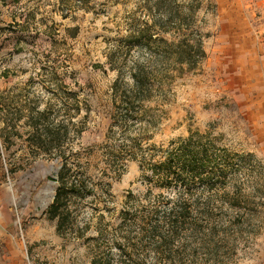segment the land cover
Wrapping results in <instances>:
<instances>
[{"label":"rangeland","instance_id":"1","mask_svg":"<svg viewBox=\"0 0 264 264\" xmlns=\"http://www.w3.org/2000/svg\"><path fill=\"white\" fill-rule=\"evenodd\" d=\"M9 5L17 19L0 28L1 43L11 45L0 52V264H89L107 245L115 254L118 242L129 248L141 222L157 215L166 239L146 237L126 250L172 264H264V0ZM144 26L168 38H200L205 56L171 71L148 102L146 162L128 160L117 174L102 161L112 84L150 57L151 43L126 39ZM41 110L67 126L63 149L80 152L97 183L78 201L71 234L59 233L46 213L60 161L27 138ZM182 148L196 169L179 183Z\"/></svg>","mask_w":264,"mask_h":264},{"label":"trees","instance_id":"2","mask_svg":"<svg viewBox=\"0 0 264 264\" xmlns=\"http://www.w3.org/2000/svg\"><path fill=\"white\" fill-rule=\"evenodd\" d=\"M155 1L158 4L164 0ZM162 33L160 28H157L156 33H151L147 26H144L136 28L126 36L129 41L139 44L145 41L152 46H150L149 58L136 59L129 66L130 81L125 79L121 70V77L118 76L112 84V104L115 106V111L110 116L102 161L105 163L104 167L113 173L120 174L121 167L123 169L128 160L137 159L141 163L146 162L145 152L148 149L144 142L151 137L149 124L153 122V109L148 102L162 91L163 83L172 75L173 69L182 68L184 65L193 68L197 61L205 56L200 38L183 34L182 37L175 39L165 37ZM148 45L146 44L145 47ZM31 119L33 130L28 133L27 138L33 140L37 145L36 149L48 156L58 157L60 161L55 176L51 177L56 182V187L53 199L46 210L47 216L55 220L59 233L71 234L79 212L78 201L91 195L97 183L91 180L93 177L88 175L87 169L81 164V153L63 149L61 139L66 135L67 126L62 121L55 123L49 120L46 110L38 111L37 116H31ZM117 133L119 140L115 139ZM42 141H46L43 146ZM192 157L194 158L192 152L185 148L180 150L177 155V177H174L176 182L183 183L185 180L181 175L183 176L188 169H196L192 164ZM161 163L163 172L168 175L170 171L168 159ZM165 222L158 215L153 220H143L135 234V241L131 246L126 244L129 248L124 243L118 242L115 246L120 251L115 254L111 250L112 246L107 245L92 253L89 264H172V259L167 256L149 258L130 251L135 249L138 242L143 243L146 237L159 235L161 240L166 239L160 229ZM77 230L76 235L83 236L84 227H79Z\"/></svg>","mask_w":264,"mask_h":264},{"label":"crops","instance_id":"3","mask_svg":"<svg viewBox=\"0 0 264 264\" xmlns=\"http://www.w3.org/2000/svg\"><path fill=\"white\" fill-rule=\"evenodd\" d=\"M22 1L23 0H0V28L9 24L10 22H14V20L17 19V17H14V20H13V16L7 13L9 9H11L9 4L10 3H21ZM21 14L23 15V17L26 15V13L24 12H21ZM1 34H5L2 32V29H0V37L2 39L3 35L1 36ZM1 39H0V52L4 49L10 50L11 45L8 43H4V42L1 43Z\"/></svg>","mask_w":264,"mask_h":264}]
</instances>
